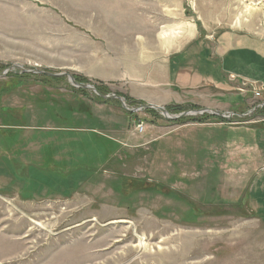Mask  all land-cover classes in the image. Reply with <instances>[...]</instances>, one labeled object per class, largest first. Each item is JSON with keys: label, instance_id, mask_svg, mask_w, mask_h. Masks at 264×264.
<instances>
[{"label": "rangeland", "instance_id": "rangeland-1", "mask_svg": "<svg viewBox=\"0 0 264 264\" xmlns=\"http://www.w3.org/2000/svg\"><path fill=\"white\" fill-rule=\"evenodd\" d=\"M228 36L264 49V0H0V264H264V60L201 86Z\"/></svg>", "mask_w": 264, "mask_h": 264}, {"label": "crops", "instance_id": "crops-1", "mask_svg": "<svg viewBox=\"0 0 264 264\" xmlns=\"http://www.w3.org/2000/svg\"><path fill=\"white\" fill-rule=\"evenodd\" d=\"M232 37L228 36L227 38H225V42L222 45L221 48H219L216 44L212 45L211 51L212 49L214 50L213 52H211V59L214 58L215 56H217V58H219L220 60V66L219 67H215L213 68L212 66L208 65V70L214 71H223L224 74L227 75L228 80L225 82V84L222 82L219 83V81H215L212 79H209L210 81L208 83H203L201 84L202 88H210L212 85V88L215 89V91L218 92H222L221 94H217L216 96L213 95V97H218V95L223 96V92L224 93H230L232 95V91L236 90V89H240L239 87L241 86L242 82H244L245 84H250L251 79L248 76V71L251 69L250 68V63L252 62V59L255 61L256 58H261L264 60V49L262 50H258V49H253L251 48L247 41L242 42L241 40H236V39H230ZM197 46H201V44L196 43ZM203 47H205L206 49L209 47L208 44L207 45H203ZM219 50L224 51L223 55H217V53L219 52ZM241 55V56H240ZM234 58V59H233ZM242 58V59H240ZM245 58H248V60H246ZM233 59V61L231 62V60ZM245 59V60H244ZM226 60H230L231 65L228 66V62H226ZM263 64H260L258 67L259 70L261 71V75H264V61H262ZM247 63V64H246ZM220 68V69H219ZM202 68H200L199 70L196 69H189V70H194L195 73L194 75L197 77L198 74H200V70ZM255 69V68H254ZM169 70V68H168ZM225 70V71H224ZM167 72V71H166ZM197 72H199L197 74ZM165 73V72H164ZM169 75H171L172 71L171 69L168 71ZM199 76H202V74H200ZM262 78V76H261ZM169 76L166 75L164 76V79L162 80V82H157L154 84L155 86H162V85H168L167 87L171 89V86H178L181 89H190L193 88L194 86H198L199 85V81H196V84L194 85V79H192V82L184 84L183 85H175V84H170L169 81ZM205 80V79H204ZM236 80V81H235ZM240 82V86H238V83ZM222 83V84H221ZM225 89H224V87ZM212 97V98H213ZM168 102H171L170 99H167ZM166 101V100H165ZM167 102V101H166ZM165 102V103H166ZM153 105H163L164 102H159V101H154L152 102Z\"/></svg>", "mask_w": 264, "mask_h": 264}, {"label": "water", "instance_id": "water-1", "mask_svg": "<svg viewBox=\"0 0 264 264\" xmlns=\"http://www.w3.org/2000/svg\"><path fill=\"white\" fill-rule=\"evenodd\" d=\"M19 70L20 72L22 73H25V74H29V73H32V71H26L24 70L23 68H21L20 66H13L12 68H9L7 69V71H5L3 73V75H5L7 72H12L13 70ZM67 78L69 79V81L71 82V84L76 87V88H79V89H85V90H89V91H92L94 92L98 97H100L101 99H104V100H116L120 103L121 107L127 111V112H130V113H134V112H138V111H142V110H145V109H152V110H155V111H158L161 113V115L168 119V120H177L181 117H185V116H193V115H204V114H210V115H214L216 117H219V118H222V119H226L228 120L230 117H232L233 115L231 113L229 114H220L216 111H213V110H209V109H202V110H199V111H193V112H185L183 114H180L178 116H171L169 115V113L166 111V109H164L163 107H159V106H156V105H153V104H146L144 106H141L139 109H135V110H130L127 108L126 106V103L124 101V99L122 97H119V96H115V95H111V96H103V95H100L93 86L91 85H83V84H78L72 76L70 75H66ZM263 106V105H262ZM238 117H240L239 115H237ZM244 116V115H243Z\"/></svg>", "mask_w": 264, "mask_h": 264}, {"label": "bare ground", "instance_id": "bare-ground-1", "mask_svg": "<svg viewBox=\"0 0 264 264\" xmlns=\"http://www.w3.org/2000/svg\"><path fill=\"white\" fill-rule=\"evenodd\" d=\"M167 35L165 34H162L161 35V37H163V38H165ZM147 246V244H145L142 240H140L139 242H138V244H137V247H138V249H140V250H144L145 251V249L147 248L146 247ZM144 254H146V253H144Z\"/></svg>", "mask_w": 264, "mask_h": 264}]
</instances>
